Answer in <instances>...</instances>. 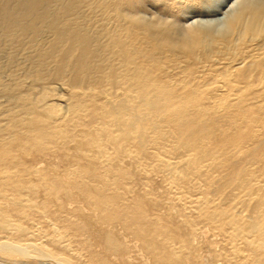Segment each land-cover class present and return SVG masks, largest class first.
I'll return each instance as SVG.
<instances>
[{
	"label": "bare ground",
	"instance_id": "1",
	"mask_svg": "<svg viewBox=\"0 0 264 264\" xmlns=\"http://www.w3.org/2000/svg\"><path fill=\"white\" fill-rule=\"evenodd\" d=\"M47 1L0 0L5 40L0 48L23 52L30 41L26 37L53 33L34 46L40 57L30 67L37 89L24 83V75L0 79V91L9 95L3 105L7 120L0 122V264H130L136 259L184 264L165 239H157L156 224L148 218L157 208L150 191L128 197L119 210L113 195L92 189L78 193L71 190L76 180L60 182L54 174L50 179L42 163L29 166L11 155L27 147L48 157L27 130L52 123L64 137L62 127L77 124L82 112L89 116L86 128L72 135L71 143L60 139L54 159L62 154L65 164L75 162L84 174L109 168L105 173L118 180L115 187L130 181L140 190L158 177L167 192L187 199L190 207L184 208L202 218L200 224L219 227L227 221L242 239L248 233L232 218L264 228V0L228 1L222 16L186 25L176 17L191 7L188 0H169L176 8L168 20L137 10L168 0H61L64 22L55 17L43 23ZM77 1H87L85 10ZM129 1L133 4L127 7ZM77 23L82 27L75 29ZM48 81L59 83L56 91L47 90ZM167 123L175 132L171 148L146 149L161 138L150 131ZM244 140L248 146L242 151ZM236 155L242 159L236 168L223 169L222 161ZM23 176L28 179L18 180ZM182 223L191 224L187 217ZM105 226L119 227L145 252L133 259L120 256L116 242L100 243ZM226 234V248L215 252L218 259L246 264L243 247L231 231L221 237ZM175 241L184 240L177 236Z\"/></svg>",
	"mask_w": 264,
	"mask_h": 264
},
{
	"label": "rangeland",
	"instance_id": "2",
	"mask_svg": "<svg viewBox=\"0 0 264 264\" xmlns=\"http://www.w3.org/2000/svg\"><path fill=\"white\" fill-rule=\"evenodd\" d=\"M188 1L192 3L191 7L190 5H188L189 7L183 9L181 14L177 15L178 17H176V19H180L181 23L185 25L190 24L191 22H193L194 20L200 17L210 19V18H217L222 16L223 11H226L227 9L225 5L228 3V1H233V0H212V1L199 0L201 2L199 7H195L193 5V2H195L196 0L195 1L188 0ZM77 4L81 9L85 10V5H87V1H77ZM132 4L133 1H129L127 3V7ZM54 5H58L60 9H52ZM171 5H172L171 1L169 2V0L168 3L165 2L162 5L146 3L141 8L139 7L137 10L139 12L147 14L150 17L156 16V17H160L163 20H168L167 15L175 16L174 9L176 8V6L174 5L175 6V7L173 6L174 9H172ZM208 5L213 6V9H207ZM42 8L44 9L41 17L42 18L41 22L43 23H47L49 20L55 17H61L60 20L64 22L67 16L63 1L61 0H57V1L48 0L46 3H44V6H42ZM48 8L50 9L49 11H51V13L52 12L54 13L53 16L47 13L46 9ZM81 27L82 24L77 23L75 29ZM0 34H1L0 39L1 38L3 39V34L1 31ZM52 34L53 33H45L41 35L40 32L34 37V39L33 37L30 38V36L26 37V39L30 40L27 41L30 44L26 42L27 43L26 46H28V50L33 49L31 51L30 50L28 51L27 48L25 47V50H23V52H21V50L20 52L19 50L16 51L14 50L13 52L11 51L9 53L7 46H5L6 48L4 49L1 47L2 49L0 48V66H1L0 79L5 82L6 81L8 82L11 81L13 78H15L14 75L15 76L17 75L20 78L26 76L25 78H22L24 83L30 84L31 86L33 85L37 89L38 85H35V82H33V73L31 74V72H32V67L34 66L32 64L38 63L40 56L38 55L36 48H34V46L35 47L37 46L38 44L37 42L41 40V36L43 37V39H46L48 37H52ZM1 41L0 44L5 43V40H3L4 42ZM26 51H28L29 53ZM27 53L28 56L25 55ZM10 54L11 55L13 54L12 60H9L11 59ZM3 56L4 58H6L5 60ZM9 61L11 62L9 63ZM3 62L4 65H6L5 67L3 65ZM23 65H27V66L24 67ZM16 67L18 68L20 67L18 71L15 69ZM7 68L9 71H7ZM26 70L28 71L30 70V71L26 72ZM48 83H47L48 85L47 90L49 92L56 91L54 88L59 86V83H55L53 81H48ZM4 94H6V97L5 96L3 97ZM8 97L9 95H7L6 92L0 91V122L7 120L8 111L6 109V113L4 112L5 108H3V105L5 103L4 99ZM72 117L75 121L74 114H72ZM88 119L89 116L85 117V113L82 112L81 115L79 116L77 124L71 125L68 122L66 126L62 127L65 134L64 137H59L56 134L55 125L52 123H48L40 129L37 128L28 129L26 132L27 137L30 140H37L40 147H43L44 151L49 154L48 157L45 158L41 157L33 150L28 149L27 147H26V151L24 152H17L15 148L12 150L11 155L13 157L21 159L22 161H27L29 166L35 163H42L41 165L48 169L47 177H51L50 179H52L54 174L60 179V182H64L68 180H76L78 184L75 188L71 190H77L78 193L83 192V190L92 189V190H102L100 194L113 195L118 204L117 207L119 210L124 209V207L121 206H123L125 200L128 197L134 195L137 197H141L145 195L146 192L150 191L151 196L156 200L157 208L155 211L154 210L150 211V213L148 214V218L151 222L156 224V229L159 235L157 239L158 240L165 239L168 245L170 246L171 252L175 255L182 256L184 260V264H226L220 259H218L217 253H215L218 250L220 251L226 248L225 238L227 234L224 235V237H221V234L225 230L231 231V234L236 240V243L240 244V246L243 247L244 253L247 256L246 264H264V228L261 229L259 227V224H257L256 222L248 221V220L242 221L236 217L232 218L234 221H236L238 226L242 227L245 230V232L248 233L245 236V238L242 239L241 237L237 236L235 230L227 223V221H221L219 227L215 223L214 224L209 223L204 225L200 224L202 218L196 216V213L191 212V210L190 211L186 210V208L189 209L190 207L189 204L187 205L188 203L187 199L183 198L181 201L179 200L178 195L175 194L176 196H174L173 192L172 194L167 192L164 187V184L161 185L158 177H153L151 181H149L146 184V187L142 186L140 190H138L139 184H137L136 182L132 183L130 181H127L126 182L127 184L124 187L122 181L120 180V183L117 185L120 187L117 186L115 187L114 184L118 180L115 177L113 178L111 174L105 173V170L109 168L100 167L98 169H95L89 174H84L83 171L76 165L75 162L70 163L68 165L65 164L63 162L62 154L59 155L58 159H54L53 153L56 151L57 149L56 144H59L60 139H65L66 144L71 143V136L79 132L81 129L86 128L87 125L86 122ZM13 129L14 128L12 126L9 127V131ZM155 132L161 134V138L152 144H148L146 146V149L160 148L162 150L164 149L169 150L171 148L170 144L174 140V136H175L173 124L167 123L157 131H150V133H155ZM2 136L3 134L0 133V139ZM259 142L260 141L256 143L258 144ZM14 143L19 145V147L22 146L21 141L19 139H16ZM247 146L248 144L246 140L241 142V144L239 145L242 151H245ZM70 147L71 145H67L65 147V150L69 151ZM228 154L230 153L226 152L224 155H228ZM239 159L242 160L240 155H236L235 157H227L226 161H222L224 164L223 169L226 170L230 168H236L235 165L239 164L240 162ZM19 170L22 171L24 170V168ZM125 173H126L125 175H133L132 172H125ZM27 179H28L27 176L18 178V180L21 181H26ZM141 182L144 183V180L141 179ZM40 190H42V188H40ZM208 195L212 198L211 194ZM171 196L172 197L174 196L175 198L173 199L171 198ZM176 198H178V200ZM192 198H201V196L192 195ZM73 201L75 205H81V202L79 200H73ZM180 202L181 204H179ZM130 206L133 207L132 202ZM184 206L186 208H184ZM155 214L159 217L156 218L157 219L156 221L153 219ZM185 217H187L188 220H190L191 222L190 225L186 223H182ZM159 219L160 222H158ZM91 226L93 228L98 229L94 221L91 222ZM102 230H103L102 236L98 238L100 243L105 242L108 244V240L112 242H116V244L119 245L120 256L122 257L129 256L130 258L133 259L136 255L145 252L144 248L140 245V243L136 239H134L130 235H125L119 229V227L105 226L102 228ZM206 231H208L207 234L205 233ZM177 236L182 237L184 241L178 244L175 241V238ZM90 238L92 239L91 242L95 243L94 240L96 238L95 237H90ZM229 247L231 248V246ZM129 262L130 264H141L140 259H136L133 261L130 260Z\"/></svg>",
	"mask_w": 264,
	"mask_h": 264
}]
</instances>
